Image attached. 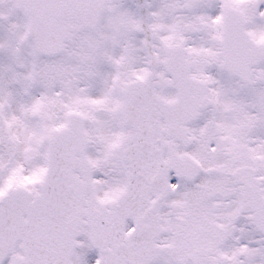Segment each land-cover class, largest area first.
Segmentation results:
<instances>
[{
  "label": "snow or ice",
  "instance_id": "1",
  "mask_svg": "<svg viewBox=\"0 0 264 264\" xmlns=\"http://www.w3.org/2000/svg\"><path fill=\"white\" fill-rule=\"evenodd\" d=\"M0 264H264V0H0Z\"/></svg>",
  "mask_w": 264,
  "mask_h": 264
}]
</instances>
